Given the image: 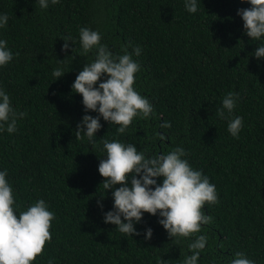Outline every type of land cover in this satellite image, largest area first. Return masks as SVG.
<instances>
[{"label": "trees", "instance_id": "trees-1", "mask_svg": "<svg viewBox=\"0 0 264 264\" xmlns=\"http://www.w3.org/2000/svg\"><path fill=\"white\" fill-rule=\"evenodd\" d=\"M246 7V0H201L188 13L184 0H59L39 9L35 0H0L9 17L0 37L14 53L0 67V87L25 113L16 132L0 133V169L8 170L17 211L43 198L55 213L51 240L33 264H182L190 254L194 237H170L156 215L144 214L138 235L104 222L113 205L98 172L104 139L149 156L183 147V158L209 177L218 197L202 209L212 219L197 233L206 236L198 264H228L236 252L264 264V58L252 55L259 42L237 14ZM80 27L98 30L114 54L141 48L133 56L140 64L134 88L153 108L123 134L101 118L95 144L75 135L85 112L71 85L95 59V49L78 54ZM62 37L73 39L67 49ZM58 66L66 73L53 81ZM229 91L239 102L221 118L216 112ZM236 115L243 126L233 137L227 124Z\"/></svg>", "mask_w": 264, "mask_h": 264}, {"label": "clouds", "instance_id": "clouds-1", "mask_svg": "<svg viewBox=\"0 0 264 264\" xmlns=\"http://www.w3.org/2000/svg\"><path fill=\"white\" fill-rule=\"evenodd\" d=\"M59 0H35L39 9H47L49 4ZM201 0H184L188 13H196ZM250 7L240 8L237 14L242 18L244 33L251 40L258 41L252 53L256 58H264V0H246ZM6 12H0V29L8 24ZM64 49L69 47L71 37H62ZM79 55H87L95 49V59L85 63L72 82L71 89L82 96L84 112L77 124L76 138L85 137L90 144L96 143L97 131L102 127L101 118L117 125L119 134L125 133L134 118H147L152 113L148 97L134 88L136 73L140 64L133 56H139L141 48L135 46L132 52L114 54L101 43L98 30L79 28ZM14 53L7 41L0 37V67L9 64ZM63 61V59H59ZM66 72L62 67L52 69L53 81ZM239 102V93L229 91L221 101L222 107L216 114L224 118L225 111L232 114ZM98 113L92 116L89 111ZM25 116L17 111L9 93L0 87V133L17 131V121ZM243 126V118L234 116L228 121L227 131L238 137ZM106 155L100 159L98 172L105 179L104 189H111L112 209L103 212L105 223H112L120 233L139 234L135 225L140 223L145 213L158 216V223L172 238L194 237L188 243L190 254L182 264H198L201 250L205 248L206 236L197 235L203 224L212 217L202 209L205 204L218 202L215 184L202 170L194 169L185 157L183 147L156 155H146L138 151L132 143H122L119 139H104ZM7 169H0V264H33L41 254L46 241L51 240L50 227L55 213L43 198L36 199L24 210L17 211L19 205L14 198ZM162 177L158 183L156 178ZM154 186V187H153ZM105 196V195H100ZM98 206L103 209L101 200ZM153 229L144 230V238L150 239ZM48 264H52L49 259ZM228 264H255L244 253L236 252Z\"/></svg>", "mask_w": 264, "mask_h": 264}]
</instances>
